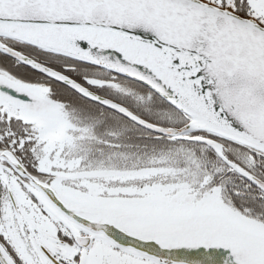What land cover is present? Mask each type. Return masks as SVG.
<instances>
[{
	"label": "snow or ice",
	"instance_id": "1",
	"mask_svg": "<svg viewBox=\"0 0 264 264\" xmlns=\"http://www.w3.org/2000/svg\"><path fill=\"white\" fill-rule=\"evenodd\" d=\"M0 264H264V0H0Z\"/></svg>",
	"mask_w": 264,
	"mask_h": 264
}]
</instances>
